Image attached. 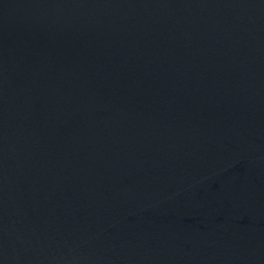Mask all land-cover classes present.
<instances>
[{"label": "water", "instance_id": "water-1", "mask_svg": "<svg viewBox=\"0 0 264 264\" xmlns=\"http://www.w3.org/2000/svg\"><path fill=\"white\" fill-rule=\"evenodd\" d=\"M0 264H264V0H0Z\"/></svg>", "mask_w": 264, "mask_h": 264}]
</instances>
